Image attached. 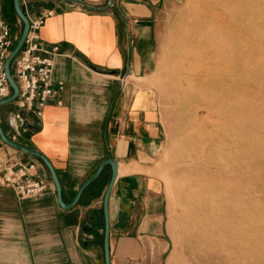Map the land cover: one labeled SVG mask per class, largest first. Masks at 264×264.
Here are the masks:
<instances>
[{"label":"crops","instance_id":"crops-1","mask_svg":"<svg viewBox=\"0 0 264 264\" xmlns=\"http://www.w3.org/2000/svg\"><path fill=\"white\" fill-rule=\"evenodd\" d=\"M81 1L100 10L67 0H20L29 19L53 12L40 36L47 48H60L53 79L64 91L41 120L31 116L22 126L9 111L0 122L6 134L20 131L19 144L48 158L66 204L102 161L114 159L119 172L109 205L111 263L163 264L166 198L161 182L148 172L162 130L154 96L138 81L156 68L154 19L163 0H113L112 7L109 0ZM19 25L17 16L14 27ZM9 154L10 164H35L34 179L52 188L20 198L0 186V264H106L103 201L111 166L77 206L65 210L45 164L19 150Z\"/></svg>","mask_w":264,"mask_h":264},{"label":"rangeland","instance_id":"rangeland-1","mask_svg":"<svg viewBox=\"0 0 264 264\" xmlns=\"http://www.w3.org/2000/svg\"><path fill=\"white\" fill-rule=\"evenodd\" d=\"M188 1L163 0L157 6L156 68L138 80L154 96L162 130L148 172L161 182L166 198L163 264H264V0L229 3L243 34L232 74L236 108L233 115L222 111V118L200 98L214 91L216 42L191 26L186 49L178 47L176 20ZM2 6L19 39L23 25L14 27L13 0H2ZM180 63L187 69L183 74L175 71ZM120 80L127 84L125 77ZM9 111L15 118L13 103L0 107V116ZM209 132L217 134V143ZM190 178L201 184L192 201L181 193ZM195 212L200 236L190 260L186 218Z\"/></svg>","mask_w":264,"mask_h":264},{"label":"built area","instance_id":"built-area-1","mask_svg":"<svg viewBox=\"0 0 264 264\" xmlns=\"http://www.w3.org/2000/svg\"><path fill=\"white\" fill-rule=\"evenodd\" d=\"M52 14V11H46L40 17L28 18L30 28L27 39L12 64V76L19 88L18 98L13 102L17 109L15 118L22 122V126L31 116L41 120L45 108L64 91V84L56 83L53 79L54 58L59 55L60 48H47L40 36L46 19ZM17 41L12 24L4 16L0 0V102L12 94L5 72V61ZM6 135L11 141L19 143L20 131ZM10 149L0 137V186L13 190L20 198L46 194L52 185L44 179H34L37 171L35 164H10Z\"/></svg>","mask_w":264,"mask_h":264},{"label":"bare ground","instance_id":"bare-ground-1","mask_svg":"<svg viewBox=\"0 0 264 264\" xmlns=\"http://www.w3.org/2000/svg\"><path fill=\"white\" fill-rule=\"evenodd\" d=\"M232 1L233 0H189L176 20V31L179 39L178 47L181 50L186 49L188 29L191 26L199 27L202 34L205 35L207 39L216 42L214 46L215 49L213 50L214 56L211 54L213 56L212 74L214 78L212 87L214 91L211 96H207V94L204 96V94H202L200 98H206V101H209L210 108H215L219 114V118H222V111L233 115L236 108L235 99L237 96V89L232 83V74H234L237 65L238 41L243 33L240 32L238 28L235 10L230 8ZM184 54H186V52ZM187 54L189 55V52ZM187 54L186 57H188ZM186 70L183 63H180L175 68L176 72L182 74ZM214 103H217V106ZM207 134L211 137V140L217 143V134L215 135L210 132ZM207 134L203 138H208ZM200 187V183H191L190 178L181 190L182 196L184 195L192 201L194 198V190H200ZM186 219L188 228L187 244L190 255L193 256L190 260H195L196 249L194 241L200 236L198 233L200 218L197 212H195L190 215L188 214Z\"/></svg>","mask_w":264,"mask_h":264},{"label":"water","instance_id":"water-1","mask_svg":"<svg viewBox=\"0 0 264 264\" xmlns=\"http://www.w3.org/2000/svg\"><path fill=\"white\" fill-rule=\"evenodd\" d=\"M67 1H69L70 3L77 4V5H81L84 8H87L90 10H94V11L100 10V9L94 8L92 6H88L87 4H85L81 0H67ZM113 4H114L113 0H109V7H112ZM13 7H14L16 15L18 16V18L21 20V22L23 24V30H22V33H21L18 41L16 42L15 46L13 47L12 51L10 52L8 58L5 61V72H6L8 82H9L11 89H12V94L8 98H6L0 102V107L12 104L18 98L19 88H18L16 81L14 80V78L12 76V64H13V61L15 60V58L17 57V55L20 53V51H21V49H22V47H23V45L27 39V36L29 33V28H30L29 19L26 16L24 10L22 9L20 0H13ZM38 126H39V124H38ZM26 127L30 128V129H34V130L37 129V128H32V126H30L28 124L26 125ZM0 137L2 138L3 142L6 145H8L9 147H11L12 149L19 150V151L26 153L28 155H32L45 164V166L47 167V169L50 172V175L52 177V180H53L54 185H55L56 190H57L58 204L65 210H70V209L74 208L75 206H77V204L79 203L84 192L102 176V174L104 173L105 169L108 166H111L112 176H111V180L109 182V185H108L107 190H106L105 195H104L103 213H104V221H105V227H104L105 261H106V264H112L111 263V248H110L111 218H110L109 205H110V198H111L112 190H113L114 185L116 183V180L118 178L119 164L114 159H111V158L102 161L100 163L97 171L86 182H84L82 184V186L78 190L77 194L75 195V198L73 199V201L69 204H66L63 200V188H62L60 179L58 177V174H57L55 168L53 167L52 163L48 160V158L45 155H43L42 153H40V152H38L32 148H29V147L24 146L22 144L11 141L7 137L3 127L1 125V122H0Z\"/></svg>","mask_w":264,"mask_h":264}]
</instances>
